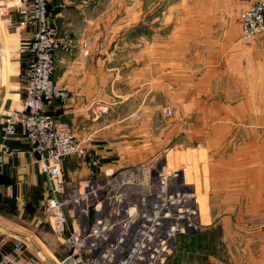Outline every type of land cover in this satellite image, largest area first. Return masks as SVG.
<instances>
[{
    "label": "crops",
    "instance_id": "1",
    "mask_svg": "<svg viewBox=\"0 0 264 264\" xmlns=\"http://www.w3.org/2000/svg\"><path fill=\"white\" fill-rule=\"evenodd\" d=\"M255 1L240 0L239 5H165L158 24L156 88L159 93H172L160 104H171L180 122L196 127L204 123L205 152L212 155L211 160L220 155L219 169H215V175L221 178L220 225L208 226L201 233L219 235L218 264H264V38L243 40L239 21L242 7ZM20 2L11 0L13 5ZM99 6H109L108 13ZM111 6L48 0L56 32L67 36L72 47L55 53L54 79L68 97L49 110L57 119L70 122L76 133L94 137L86 158L71 156L62 161L67 185L136 165L122 163L121 157L136 148L111 139L128 136V122L134 114L129 110L132 104L141 109L149 104V92L143 83L146 71L133 64L127 44L133 37L144 40V36L131 33L134 29L127 28V16L124 32H118L117 14L110 12ZM19 17L14 11L12 24L0 20V40L4 44L1 111L20 109L24 101L22 85L29 59L23 51L32 40L34 27L20 26ZM88 40L92 45L86 52L84 43ZM165 42L172 45L165 46ZM139 51L145 53L144 49ZM138 75L141 80L137 82ZM143 115L147 117L148 113ZM4 127L0 116V154L4 145L18 150L0 158L2 250L19 264H51L43 256L51 253L62 257L65 248L54 238L46 220L47 176L28 150L23 127L17 125L16 133L8 139L3 137ZM193 131H188L189 136ZM206 172L212 180L214 169L207 166ZM185 234L194 238L200 232ZM18 237L24 241L20 253L14 251ZM183 260L171 264H188Z\"/></svg>",
    "mask_w": 264,
    "mask_h": 264
},
{
    "label": "built area",
    "instance_id": "2",
    "mask_svg": "<svg viewBox=\"0 0 264 264\" xmlns=\"http://www.w3.org/2000/svg\"><path fill=\"white\" fill-rule=\"evenodd\" d=\"M0 0V20L12 24L20 15V26L34 27L27 47L29 65L20 109L1 111L4 139L24 130L28 150L36 156L39 170L47 176L44 211L47 223L65 248L62 257L48 253L51 264H166L180 234L198 232L201 210L196 187L188 183L185 169L170 168L164 160L139 163L81 179L67 185L62 161L70 156L84 159L94 137L78 134L44 107L68 97L54 79L55 53L71 50L67 36H59L45 0ZM241 38L250 42L264 38V0H256L240 14ZM86 44L84 43V46ZM87 52V50H86ZM3 48L0 45V77ZM166 114L172 109L166 107ZM18 149L4 145L0 158ZM23 240L16 238L20 253ZM2 264H19L2 250Z\"/></svg>",
    "mask_w": 264,
    "mask_h": 264
},
{
    "label": "rangeland",
    "instance_id": "3",
    "mask_svg": "<svg viewBox=\"0 0 264 264\" xmlns=\"http://www.w3.org/2000/svg\"><path fill=\"white\" fill-rule=\"evenodd\" d=\"M45 1L48 8V0ZM76 2L79 5H113L110 12L114 11L117 14L118 32H124L122 27L124 28L125 26L124 18L127 16L130 21L127 23V28L131 27L134 29L130 32L133 35L144 36V40H140L139 37L137 39L133 37L127 41V44L132 52L130 53V58L134 62L133 64L142 66L144 71H146V75H143V83L147 85L149 104L142 109L138 104H132L129 110H133L134 114L132 113L133 117L128 122L130 126V132L127 133L128 136L125 138L124 135L123 137L112 138L113 135H111L109 138H112L113 142H126L134 149L136 148L135 150L131 148L132 150L126 154H121L122 163L125 161L124 163L127 164H155L164 160L170 168L185 169L186 180L196 187L202 221L201 227L197 232H200V234L194 238H190L187 236L188 234L178 236L175 239L173 251L168 257L166 264H171L173 260L175 262L181 258L184 259V263L187 262L188 264L190 261L193 264H218L220 252L219 235L205 233L201 236V233L208 226L220 225L221 178L219 174L215 175V169H219L220 155H214L211 160L212 155L206 154L204 149V123H198V127H196L194 123L180 122L178 118H175L174 107L171 104H160L168 101V95L170 94L169 96L172 97V93L166 91H160L159 93L156 88L158 84L156 48L157 37L160 34L158 24L160 19L162 20L161 9L163 6L239 5L240 0H76ZM248 6L249 3L244 5L239 11V19L241 12ZM99 7L101 11L105 9L106 13H108L109 6ZM85 44L88 52V47H91L92 42L88 40ZM167 45H172V43L165 42V46ZM171 48H166V50ZM140 49H144L145 53L141 54ZM118 62H120L119 59ZM140 80L141 78L138 75L135 81L138 82ZM50 106L52 105L46 104L44 108L49 110ZM166 107L172 109L171 114L168 115L164 112ZM145 112L148 113L147 117L143 115ZM189 130L196 131H193L191 136H189ZM261 130L262 146H264V122H262ZM262 161L264 162V154H262ZM207 166L210 169H214V178L212 180L206 172ZM53 236L55 238L54 234Z\"/></svg>",
    "mask_w": 264,
    "mask_h": 264
},
{
    "label": "trees",
    "instance_id": "4",
    "mask_svg": "<svg viewBox=\"0 0 264 264\" xmlns=\"http://www.w3.org/2000/svg\"><path fill=\"white\" fill-rule=\"evenodd\" d=\"M28 61H29V60H28ZM56 103H57V101L54 102V103H52V104H50V105H54V104H56ZM47 111L50 112V113H52L51 110H48V109H47ZM52 114H53V113H52Z\"/></svg>",
    "mask_w": 264,
    "mask_h": 264
},
{
    "label": "water",
    "instance_id": "5",
    "mask_svg": "<svg viewBox=\"0 0 264 264\" xmlns=\"http://www.w3.org/2000/svg\"><path fill=\"white\" fill-rule=\"evenodd\" d=\"M0 44H1V46H4V44L2 43V41L0 40Z\"/></svg>",
    "mask_w": 264,
    "mask_h": 264
},
{
    "label": "bare ground",
    "instance_id": "6",
    "mask_svg": "<svg viewBox=\"0 0 264 264\" xmlns=\"http://www.w3.org/2000/svg\"><path fill=\"white\" fill-rule=\"evenodd\" d=\"M187 179V178H186ZM188 182V181H187ZM189 183V182H188Z\"/></svg>",
    "mask_w": 264,
    "mask_h": 264
}]
</instances>
